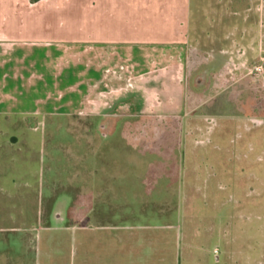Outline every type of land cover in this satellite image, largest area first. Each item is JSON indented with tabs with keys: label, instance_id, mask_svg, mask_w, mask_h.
I'll return each instance as SVG.
<instances>
[{
	"label": "rangeland",
	"instance_id": "rangeland-1",
	"mask_svg": "<svg viewBox=\"0 0 264 264\" xmlns=\"http://www.w3.org/2000/svg\"><path fill=\"white\" fill-rule=\"evenodd\" d=\"M254 1L255 14H261L264 23V0ZM152 10L153 3L140 10L142 21L133 17V8L127 14L133 25L146 29L148 39ZM91 27L93 42L116 44L125 37L119 18H97ZM80 33L85 37L86 32ZM74 46L70 50L64 45H28L23 64L14 59L11 70L9 66L0 70L13 75L6 85L12 99L0 101V264H85V186L92 166L107 172L110 182L119 181L120 205H137L136 218L125 221L177 224L173 232L151 228L161 239L171 235L174 239L157 242L158 254L167 255L158 256L157 264H264V118L243 120L253 129L261 128L262 137L251 132L253 149L238 154L235 174L205 178L209 165L195 159L186 173L180 123L143 115L134 131L122 124L132 126L138 116L133 111L176 109L170 100L162 98L157 104L150 99L147 83L135 94L134 88L127 87V80L133 83V77H147L149 67L121 68L113 60L118 57L128 63L132 55L144 60L145 53L155 50L137 45L119 48L123 56L108 50L111 62L102 68L107 75L103 91L108 94L101 97L100 84L89 80L96 69L95 58L88 65L83 46ZM166 69L170 68L161 67L160 73ZM253 80L264 98V71ZM108 123H119L117 130L112 131ZM244 136L240 142L246 140ZM197 167L204 170L198 173ZM185 182L188 194L182 196L183 210H175L186 192ZM134 186L137 198L129 194Z\"/></svg>",
	"mask_w": 264,
	"mask_h": 264
},
{
	"label": "crops",
	"instance_id": "crops-1",
	"mask_svg": "<svg viewBox=\"0 0 264 264\" xmlns=\"http://www.w3.org/2000/svg\"><path fill=\"white\" fill-rule=\"evenodd\" d=\"M151 3L155 10L149 17L154 21L151 22L152 35L148 39L144 36L146 29H142L140 24L139 27L133 25L130 22L133 19H127V14L133 8L136 10L134 13L131 11L133 17L141 20L140 10ZM257 10L254 0H0V70L2 66H9L11 70L14 59L22 63L28 53L24 47L28 45H64L71 50L79 44L83 46L81 49L88 65L95 58L93 67L96 69L89 80L100 84L99 95L102 97L108 94L103 91V86L107 88V75L102 72V68L111 62L108 50L116 51V56H119L122 55L119 48L149 47V50H155L154 54L145 53L144 60L134 55L128 63L118 57L113 60L121 68L149 67L151 70L147 77H133V83L126 81L127 87L134 88L135 94L143 91L142 85L147 83L150 99L157 104L162 98L170 100L176 109L150 110L140 114L133 111V115L138 116L132 126L122 124L134 131L139 116H160L168 118V122L172 118L183 126L181 160L186 163V173H189V162L195 159L209 165V174L203 177L211 178L218 174L227 178V174L236 172L238 154L245 155L247 149H253L252 133L261 134L262 131L243 121L246 117L264 118L263 90L244 69L258 56H264V23L261 14H255ZM107 16L119 18L125 37L115 41L116 44L105 43L102 39L91 41V24L97 18ZM146 16L144 14L143 18ZM81 31L86 32L85 37ZM161 67L170 69L161 74ZM0 74V101L12 99L6 85L13 75L10 72ZM94 90L93 86L90 107ZM103 114L108 113L105 111ZM118 125L113 123L109 126H113L112 131L115 132ZM194 131L196 134L193 135ZM244 135H247L246 140L240 142ZM196 169L198 173L204 170ZM110 179L107 172L92 166L91 175L86 180L85 264H157L158 256H164L162 252L158 254L157 242L166 244L174 239L173 235L161 239L152 234L151 228L173 232L177 224L171 220L160 225L125 221L136 218L137 205H120L119 181L110 182ZM185 185L186 192L181 193L180 204H176L175 210H183L182 196L188 194L187 182ZM136 191L134 186L129 194L136 197ZM172 205L170 203L174 209ZM107 209L110 210L108 215Z\"/></svg>",
	"mask_w": 264,
	"mask_h": 264
},
{
	"label": "built area",
	"instance_id": "built-area-1",
	"mask_svg": "<svg viewBox=\"0 0 264 264\" xmlns=\"http://www.w3.org/2000/svg\"><path fill=\"white\" fill-rule=\"evenodd\" d=\"M245 68L251 78L254 79L261 77V74L264 71V56H261L258 61L251 63Z\"/></svg>",
	"mask_w": 264,
	"mask_h": 264
},
{
	"label": "trees",
	"instance_id": "trees-1",
	"mask_svg": "<svg viewBox=\"0 0 264 264\" xmlns=\"http://www.w3.org/2000/svg\"><path fill=\"white\" fill-rule=\"evenodd\" d=\"M30 2H36V1H38V0H29Z\"/></svg>",
	"mask_w": 264,
	"mask_h": 264
}]
</instances>
